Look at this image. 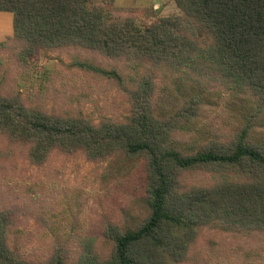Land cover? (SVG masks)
Returning a JSON list of instances; mask_svg holds the SVG:
<instances>
[{
  "label": "trees",
  "instance_id": "trees-1",
  "mask_svg": "<svg viewBox=\"0 0 264 264\" xmlns=\"http://www.w3.org/2000/svg\"><path fill=\"white\" fill-rule=\"evenodd\" d=\"M105 1L0 0V11L15 13L14 36L0 51L9 48L23 66L32 50L91 54L97 59L77 66L120 83L130 102L124 120L96 122L62 107H33L0 89V166L17 158L42 165L54 155L94 163L142 159L148 211L128 227L106 224L105 250L89 239L77 256L61 246L37 261L13 245L19 205L0 189V264H192L209 228L264 243V144L253 137L264 116V0H174L179 15L145 22L144 29L118 14L115 0ZM120 63L141 71L132 84L124 83ZM162 73L243 94L252 112L233 135L209 139L195 152L183 148L177 143L185 126L206 103L191 95L161 116ZM190 175L204 179L188 183Z\"/></svg>",
  "mask_w": 264,
  "mask_h": 264
},
{
  "label": "rangeland",
  "instance_id": "rangeland-1",
  "mask_svg": "<svg viewBox=\"0 0 264 264\" xmlns=\"http://www.w3.org/2000/svg\"><path fill=\"white\" fill-rule=\"evenodd\" d=\"M113 4L118 14L135 17L140 29H144L145 22L180 14L174 0H115ZM14 29L15 13L0 11V43L10 42ZM12 54L9 48L0 51V89L4 92L20 94L29 105L48 112L62 107L96 122L128 116L130 102L120 83L77 66V61L96 60L93 55L77 49H38L30 51L23 66ZM98 62L104 68L111 66ZM118 68L128 85L132 84V76L141 73L123 63ZM158 85L161 116L172 113L183 98L202 95L206 105L200 118L185 126L177 143L194 152L209 139L238 132L252 112V101L247 96L213 89L182 74L166 78L162 73ZM253 137L264 144V116ZM203 179L190 175L187 181L195 184ZM0 189L19 205L13 245L24 250L28 259L37 261L46 260L61 246L72 257L81 254L83 242L89 239H96L95 248L105 250L109 243L101 236L106 224L128 227L148 211L145 162L123 156L94 163L83 155H54L42 165L27 158L12 159L0 166ZM251 238L209 228L197 240L192 264H264V243Z\"/></svg>",
  "mask_w": 264,
  "mask_h": 264
}]
</instances>
